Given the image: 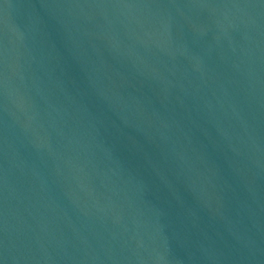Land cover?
Listing matches in <instances>:
<instances>
[{
    "label": "water",
    "instance_id": "1",
    "mask_svg": "<svg viewBox=\"0 0 264 264\" xmlns=\"http://www.w3.org/2000/svg\"><path fill=\"white\" fill-rule=\"evenodd\" d=\"M0 264H264V0H0Z\"/></svg>",
    "mask_w": 264,
    "mask_h": 264
}]
</instances>
